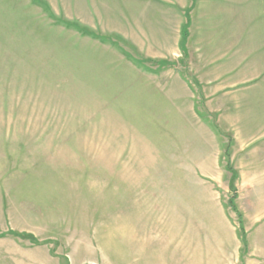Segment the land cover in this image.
Wrapping results in <instances>:
<instances>
[{
    "label": "rangeland",
    "instance_id": "rangeland-1",
    "mask_svg": "<svg viewBox=\"0 0 264 264\" xmlns=\"http://www.w3.org/2000/svg\"><path fill=\"white\" fill-rule=\"evenodd\" d=\"M246 4L264 11L0 0V264H264V142L224 120L181 48L186 23L205 31L209 9ZM140 217L200 233H127Z\"/></svg>",
    "mask_w": 264,
    "mask_h": 264
},
{
    "label": "crops",
    "instance_id": "crops-1",
    "mask_svg": "<svg viewBox=\"0 0 264 264\" xmlns=\"http://www.w3.org/2000/svg\"><path fill=\"white\" fill-rule=\"evenodd\" d=\"M262 8L246 4L240 17L231 9L211 8L206 17L205 31L195 27L194 33L190 25L186 37L190 63L197 67L194 73L205 89L206 98L210 100L215 95H221V99L215 100L221 101L224 120L230 118L229 125L237 126L241 135L246 136V142H264ZM259 172L262 174L261 182L264 183V168ZM253 182L255 185L258 183L257 173ZM233 194L236 196V191ZM138 211L144 217V211ZM254 215L256 221H264V191L255 194ZM142 219L140 217V220L134 222L133 228L128 229L127 233H200L197 224L182 223L174 220V217L148 222Z\"/></svg>",
    "mask_w": 264,
    "mask_h": 264
},
{
    "label": "trees",
    "instance_id": "trees-1",
    "mask_svg": "<svg viewBox=\"0 0 264 264\" xmlns=\"http://www.w3.org/2000/svg\"><path fill=\"white\" fill-rule=\"evenodd\" d=\"M188 33H187V23L182 27V30H181V48L184 50V41L186 40V37H187ZM225 156H226V159H227V162H226V167L228 169V171L231 173V176H230V180H229V188L235 192V185H234V182H235V179H236V173L233 169V166L231 164V161H230V157H229V153H228V148H226L225 150ZM235 198V195L232 194V196L229 198V203L231 204L230 206L232 207L233 210H236V207L235 205L233 204V199ZM238 216H240L239 212H237ZM242 230V228H241ZM6 233V232H3V234ZM10 233H15L13 231H10ZM242 233H244L242 231ZM2 235V234H0ZM22 236H25V237H29L31 238L32 235H22Z\"/></svg>",
    "mask_w": 264,
    "mask_h": 264
}]
</instances>
